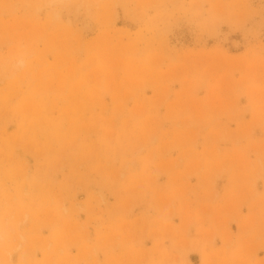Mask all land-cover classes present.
Here are the masks:
<instances>
[{"label": "rangeland", "instance_id": "obj_1", "mask_svg": "<svg viewBox=\"0 0 264 264\" xmlns=\"http://www.w3.org/2000/svg\"><path fill=\"white\" fill-rule=\"evenodd\" d=\"M0 264H264V0H0Z\"/></svg>", "mask_w": 264, "mask_h": 264}]
</instances>
